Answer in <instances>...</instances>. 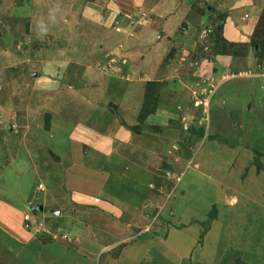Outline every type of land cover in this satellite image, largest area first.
<instances>
[{
  "label": "rangeland",
  "instance_id": "obj_1",
  "mask_svg": "<svg viewBox=\"0 0 264 264\" xmlns=\"http://www.w3.org/2000/svg\"><path fill=\"white\" fill-rule=\"evenodd\" d=\"M237 1L172 0L159 19L153 11L166 0H131L123 9L120 0H0V241L21 249L27 264H35L33 257L36 264L86 263L51 242L81 241L76 228L93 225L85 211H74L65 168L74 153L89 148L88 164L108 154L102 145L109 139L114 143L107 148L120 164L132 160L157 170L149 187L158 194L160 183L170 195L184 175L193 174L187 170L198 174L200 150L221 153L227 175L242 185L232 207L241 208L243 200L257 211L245 200L255 189L264 210V0H245L248 6ZM253 7V32L241 42L226 41V19L251 18ZM172 16L165 30L163 19ZM153 34L165 48L156 72ZM145 55L150 57L143 66ZM139 68H145L142 77ZM138 79L145 82L142 89L128 88ZM129 92L146 108L125 103ZM91 135L105 142L97 146ZM222 192L236 195L229 188ZM17 207L22 232L35 236L34 249L7 233V210ZM216 211L212 207L209 218ZM235 219L259 224L258 215ZM101 235L98 244L110 241ZM43 242L48 245L41 250ZM121 249L111 255L116 259ZM10 250L0 249V264H25L13 256L18 250Z\"/></svg>",
  "mask_w": 264,
  "mask_h": 264
},
{
  "label": "crops",
  "instance_id": "obj_2",
  "mask_svg": "<svg viewBox=\"0 0 264 264\" xmlns=\"http://www.w3.org/2000/svg\"><path fill=\"white\" fill-rule=\"evenodd\" d=\"M120 1L122 9L125 2L132 4L131 0ZM166 1L168 2L163 5L164 7L159 6L153 11L156 18L163 17V9L173 7L172 0ZM106 2L104 5H107ZM237 3L246 6L250 4L245 0H239ZM254 8L249 9L251 18L247 15V18L229 16L226 19L222 30L226 41L241 42L244 37L246 38L245 33L253 32V25L256 21ZM101 19L104 21L105 18L101 17ZM171 19L174 17L163 19L166 21H164L165 30L172 24ZM152 32L148 34H152ZM154 32L157 34L156 31ZM155 36L153 34L157 43L152 47V51H154L156 59L152 70L156 72L160 68L161 60L165 57H163L165 48L160 42L164 39L158 40V37ZM147 37L148 35L144 38L143 43L148 40ZM140 41L138 42L141 45ZM147 55L139 60L143 66L149 61L150 56ZM145 73V68L144 70L139 68L137 71L138 77H142ZM144 84L145 82L138 79L131 82L128 88L142 89ZM128 94L131 97L132 94L130 92ZM141 102L143 101H140V98L136 100L134 97L125 100V103L133 104V110L140 108L143 104ZM122 103L126 106L124 101L121 102V105ZM127 119H131V117L127 115ZM154 119L166 122V120L155 116ZM118 132L121 134V130L118 129ZM91 138L93 143L97 142L95 143L97 146L105 142L103 138H98L95 135H91ZM111 142H113L112 139L106 142L107 147H110L108 145ZM102 146L108 154L102 157L97 156L95 160H88V164L89 155L92 157L89 148L83 154L74 153L67 160V164L70 163L68 168H65L68 171L65 183L71 194L70 201L75 207L74 211H85L83 214L86 215V218H90L89 221L93 222V225L84 229L76 228L79 233L75 231L74 233L79 234L82 238L81 241H78L76 236L74 240L77 241L72 238L67 242L69 245L73 243V246H77L75 251L69 245L67 247L66 242H61L60 239L55 244H63L56 246L51 242L53 248H58L62 252H72L78 256V259H86L84 264H120V260H123L121 264H264V231L261 228L264 223V210L260 209L255 202L260 198L253 189L251 192L248 191L249 198L245 199L256 206L257 211H253L252 208L249 210L248 204L242 200L243 198L241 199L243 202V206L240 204L241 208L232 207V201H238L240 193L237 190H241L242 185H238L227 175V166L226 163H223L225 158H222L221 153L200 150L199 154H203L198 158V174H194L196 170H187L186 174L189 171H193V174L184 175L181 183L176 184L174 193L166 195L163 193L166 188L162 183L159 184L163 188L160 194H158L159 191L157 193L154 191L156 188L154 185L149 187L157 170L148 168L145 164L131 162L132 160L127 162V166L120 164L119 156L115 155L116 152L111 154L112 150L109 151V148ZM61 160L63 161V159ZM163 180L165 181V179ZM222 188L232 189L236 195L223 193ZM243 188L245 189V186ZM160 189L161 187H159ZM219 202L228 203L227 208L223 209ZM212 207H215L217 211L213 218H209V211ZM9 210L12 213L10 214L11 220L8 222L10 227H6L7 233L9 236H16L14 242L19 246L23 247V244V248L34 249L32 245L37 246L38 244L35 243L36 239L35 236L33 237V233L22 232V213L19 212V207L9 208L7 212ZM244 210L245 212H242ZM255 215H258V225L246 222L242 224L235 219L237 216L251 218ZM94 232L97 236L100 233L101 236L105 235L110 241L98 244ZM0 242V249H13L10 252H14L16 249L13 244L11 246L5 245L7 242ZM47 245L44 242L40 243L41 250L47 248ZM121 247L122 251L115 259L111 255V251ZM17 250L13 256L20 262L24 260L22 263L27 264L26 262H29L30 258L25 259L24 256H21V249ZM82 250L83 253H81ZM98 255H104L102 261ZM32 261L37 263L34 257ZM45 262L47 261H44L43 264H46Z\"/></svg>",
  "mask_w": 264,
  "mask_h": 264
},
{
  "label": "clouds",
  "instance_id": "obj_3",
  "mask_svg": "<svg viewBox=\"0 0 264 264\" xmlns=\"http://www.w3.org/2000/svg\"><path fill=\"white\" fill-rule=\"evenodd\" d=\"M55 11H56V9H52V10H50V14H51V13H54ZM39 27H40V31L46 35L47 32H48V28L43 24V22H41V23L39 24Z\"/></svg>",
  "mask_w": 264,
  "mask_h": 264
},
{
  "label": "water",
  "instance_id": "obj_4",
  "mask_svg": "<svg viewBox=\"0 0 264 264\" xmlns=\"http://www.w3.org/2000/svg\"><path fill=\"white\" fill-rule=\"evenodd\" d=\"M35 208H36L37 210H39V211H42V209H43L42 206H36Z\"/></svg>",
  "mask_w": 264,
  "mask_h": 264
},
{
  "label": "trees",
  "instance_id": "obj_5",
  "mask_svg": "<svg viewBox=\"0 0 264 264\" xmlns=\"http://www.w3.org/2000/svg\"><path fill=\"white\" fill-rule=\"evenodd\" d=\"M147 102H143V106H144V108H146V106H147V104H146ZM154 109V108H153ZM153 109H151V110H153Z\"/></svg>",
  "mask_w": 264,
  "mask_h": 264
},
{
  "label": "built area",
  "instance_id": "obj_6",
  "mask_svg": "<svg viewBox=\"0 0 264 264\" xmlns=\"http://www.w3.org/2000/svg\"><path fill=\"white\" fill-rule=\"evenodd\" d=\"M39 188L41 189V188H42V186H41V185H39Z\"/></svg>",
  "mask_w": 264,
  "mask_h": 264
}]
</instances>
